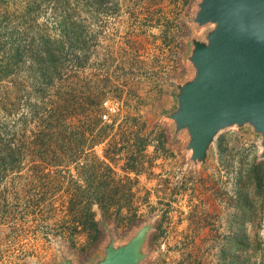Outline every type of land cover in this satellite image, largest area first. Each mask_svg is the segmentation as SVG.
<instances>
[{
    "label": "rangeland",
    "instance_id": "rangeland-1",
    "mask_svg": "<svg viewBox=\"0 0 264 264\" xmlns=\"http://www.w3.org/2000/svg\"><path fill=\"white\" fill-rule=\"evenodd\" d=\"M200 2L0 0V264H64L65 257L96 264L111 239L122 245L148 223L140 264H264L263 138L252 125L220 130L205 162L187 161L193 182L164 188L161 203L141 216L132 180L113 194L116 181L88 156L89 137L71 133L101 119L111 100L119 107L113 120L121 119L105 130L111 150L171 137L167 117L138 132L122 118H153L154 108L138 106L152 101L154 81L170 87L176 106V85L195 76L193 40L207 41L214 28L195 22ZM138 49L145 59L133 57ZM172 140L169 148L185 149L183 136ZM91 195L118 203L104 217L97 209L96 235L76 222ZM119 205L131 209L118 212Z\"/></svg>",
    "mask_w": 264,
    "mask_h": 264
},
{
    "label": "water",
    "instance_id": "water-1",
    "mask_svg": "<svg viewBox=\"0 0 264 264\" xmlns=\"http://www.w3.org/2000/svg\"><path fill=\"white\" fill-rule=\"evenodd\" d=\"M199 25L214 24L207 41L194 39L193 79L178 86V107L170 115L186 130L195 163L205 162L216 135L250 124L262 135L264 157V0H201ZM152 224H144L122 245L111 239L96 264H140ZM64 264H74L65 257Z\"/></svg>",
    "mask_w": 264,
    "mask_h": 264
},
{
    "label": "crops",
    "instance_id": "crops-1",
    "mask_svg": "<svg viewBox=\"0 0 264 264\" xmlns=\"http://www.w3.org/2000/svg\"><path fill=\"white\" fill-rule=\"evenodd\" d=\"M134 56L135 59L136 57L145 59L144 52H142V50L140 49H138V51L133 54V57ZM133 57L129 59L133 60ZM176 87H178V84L176 85ZM151 89L155 95L152 101L150 103H145L144 101L141 103V106H138V108L141 107L148 110L154 108V111L150 113L148 112V115H151L153 118L146 120V116L140 115L139 113L138 116L134 117L128 115L125 116V118H122L123 123L131 126V129H137L138 132V125L142 124L145 126H149L153 122L161 121L162 117H167L171 121L169 122V124L171 125V128L174 132L171 134V137L170 135H163L160 137L156 136L147 140V144L141 146V149L138 146L136 150L133 149L129 152L121 151L120 153L115 154L113 150L109 148L111 138L110 135L105 132V130H107L108 128L109 130L117 128L121 122V119L112 120L110 122L104 121L102 120V118L97 119L96 123L94 122L91 126L88 127V129L84 131L85 134L82 133L89 137L88 141L90 144L88 146V149L90 151L88 153V156H92L99 163H101V161H104L105 164L101 163V165L105 167L107 174L109 175H107V177H109L110 182L116 181L117 185H114V187L112 186V188L110 189L112 192L115 189H118L119 193L122 190V186L124 185L125 181H128L129 179L134 183L131 188L133 193H131L130 195L132 196V204L134 203V205L136 206L135 212L136 214H138L137 216H141V214L144 212H152L153 210H155V206L160 204L163 199L164 188L170 190L173 183H175L176 185H181L188 181L193 182V178L187 176V173L192 171L193 168V165H189L187 161L190 160V162L194 164V161L191 157V151L188 149V143L190 140L189 134L187 132L178 131L176 129L175 122H173V119L170 117V115L177 109L178 101L176 106L174 107L172 104L173 101L170 97V87L168 89V87H166V84L164 83L158 84L157 81H154L153 88ZM138 93L140 92H137V94ZM177 94L178 93H175L174 95L176 98ZM156 102L158 103L155 106L154 103ZM143 113L145 112L141 109V114ZM141 119H144L143 122H140ZM112 126L114 128H111ZM102 133H104L103 136H101ZM175 136L178 138L180 136H183L185 138V149H176L174 147L169 148L170 141H173L172 138ZM100 146H102V149L101 151H98V147ZM184 158L186 161L185 163H183ZM142 161H145L144 163L147 165L144 171L139 166L140 162ZM175 164H177V167L180 169H176L177 167L174 166ZM107 165H110L112 170H109ZM131 165L135 166L134 169L129 167ZM86 166H88L87 160H85V162L83 163L82 168H86ZM176 174H179L180 176H177L175 180H173L171 177L174 175L176 176ZM179 177L183 178H180L181 180H177ZM83 187L84 185L82 186L79 184L80 189H82ZM142 189L145 190L146 194L142 197H139L138 192H141ZM95 196L96 195H91L88 203L94 202L93 210L96 213L97 220L99 212L100 216L103 217L102 211L98 205L99 201L104 204L109 203L118 205L117 202H112V198H110L109 200H103L102 198H95ZM97 209L99 210V212L97 211ZM130 209L131 207L127 205L122 206L120 211L122 212L125 210L128 212V210Z\"/></svg>",
    "mask_w": 264,
    "mask_h": 264
},
{
    "label": "trees",
    "instance_id": "trees-1",
    "mask_svg": "<svg viewBox=\"0 0 264 264\" xmlns=\"http://www.w3.org/2000/svg\"><path fill=\"white\" fill-rule=\"evenodd\" d=\"M49 57H51L52 58V53L50 52L49 53ZM46 127H47V129H51L52 127H54L52 124H50V123H48V124H46ZM111 128H114L113 126L111 127ZM109 129V128H108ZM71 133H73V134H81V133H84L85 134V132H80V131H75V130H73ZM44 135H46V133H45V130H43V131H41V133H40V135H39V139H38V141L40 142V136L41 137H43ZM104 135V133H102L101 134V136H103ZM146 138H142L141 140H140V146H139V148L141 149V146H143V145H145V144H147L146 143ZM123 149L124 148H117V149H114L113 150V152L116 154V153H120L121 151H123ZM106 155H108V154H106ZM134 159V158H133ZM96 160V159H95ZM97 161V160H96ZM101 163H104L105 164V162L104 161H101ZM100 163V164H101ZM108 166V168H109V170H112V168H111V166L110 165H107ZM130 168H133L134 169V165H131V166H129ZM115 193H118V189H115L114 191H113V194H115ZM98 201V200H97ZM93 205H94V202H90V203H87L84 207L86 208V210H87V214H86V216H85V218L84 219H82V220H77L76 222H78L79 223V226H81V230L80 231H86V232H89V233H95V235L96 234H98L99 233V222H98V220L96 219V213H95V211L93 210ZM98 205H99V207H100V209H101V211H102V215H103V217L107 214V212L109 211V209L112 207V204H109V203H107V204H104V203H102L101 201H99V203H98ZM119 208H118V212L120 211V209H121V205H119L118 206ZM91 238V237H90Z\"/></svg>",
    "mask_w": 264,
    "mask_h": 264
},
{
    "label": "built area",
    "instance_id": "built-area-1",
    "mask_svg": "<svg viewBox=\"0 0 264 264\" xmlns=\"http://www.w3.org/2000/svg\"><path fill=\"white\" fill-rule=\"evenodd\" d=\"M104 111L101 114V118L104 121H112L113 118L118 114L119 107L118 104L112 102L111 100H106L103 102Z\"/></svg>",
    "mask_w": 264,
    "mask_h": 264
}]
</instances>
